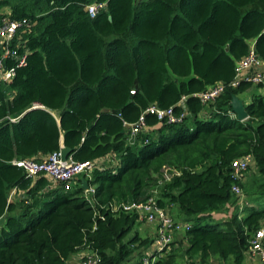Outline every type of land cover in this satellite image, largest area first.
I'll use <instances>...</instances> for the list:
<instances>
[{
    "label": "trees",
    "instance_id": "trees-1",
    "mask_svg": "<svg viewBox=\"0 0 264 264\" xmlns=\"http://www.w3.org/2000/svg\"><path fill=\"white\" fill-rule=\"evenodd\" d=\"M96 2L104 9L91 16ZM0 11L32 22L12 42L25 65L6 60L14 77L0 83V264H69L85 252L141 264L152 238L134 230L135 213L112 208L150 197L190 223L154 264H252L264 224V94L251 93L243 121L230 101L263 82L229 84L251 41L264 61V0H1ZM216 82L225 88L215 100L194 95ZM152 105L185 115L167 123L146 112ZM62 146L76 162L103 159L86 180L91 201L80 179L48 190L12 163ZM246 155L253 162L236 179L231 163Z\"/></svg>",
    "mask_w": 264,
    "mask_h": 264
},
{
    "label": "built area",
    "instance_id": "built-area-1",
    "mask_svg": "<svg viewBox=\"0 0 264 264\" xmlns=\"http://www.w3.org/2000/svg\"><path fill=\"white\" fill-rule=\"evenodd\" d=\"M104 6V2H96L87 4L85 9L89 15L93 16L99 10L104 9ZM0 12L2 14L0 18V44L2 49L0 54V83H8L11 82L14 77V67H6L4 62L10 59L12 61H17V66L25 65L27 51L19 52L18 47L12 46V42L15 39H21V37L18 36V31L21 30L25 32L30 29L32 22L28 18L12 19L9 18L7 12ZM19 45H23L22 41H19ZM262 66L264 67V61L256 54L254 44L251 42L249 44L248 53L236 62L235 75L229 85L237 86L240 82H249L252 84L264 82V74L259 71ZM224 88L225 85L222 82H216L194 95L197 96L202 103H208L215 100V98L224 91ZM36 106L38 105H34V107ZM146 112L154 114L159 120L165 118L167 123L180 122L185 115V113H180V115L177 116L173 113L171 108L160 110L153 105L149 106ZM143 118L144 116L141 115L136 123L127 126L129 129V139L133 136L132 142L136 134L144 126ZM11 120L14 121L15 118ZM116 160L115 162L118 161ZM252 162V156L250 155L233 160L231 163L233 177L241 179L242 174ZM12 163L22 168L27 178L33 180L40 177L45 178L48 181L46 189L62 188L66 191L71 189L77 179H84L85 181L89 179L95 168L100 170L105 168L103 166V159L76 162L68 157L62 160L60 150L43 155L39 160L19 159L13 160ZM82 175L84 177H82ZM83 191L85 198L91 201L90 197L93 193V188L88 185L87 189H83ZM232 192L238 198L240 207L243 208L246 199L241 194L240 189L234 186L232 187ZM17 193L19 194L20 192H17L15 189L12 190L9 195V201H11V198L15 194L18 195ZM112 210L114 212H133L137 215V223H139V225L146 224L154 227L152 243L150 247L142 253L140 258L141 264H154L157 259L169 253L170 244L176 236L190 229V223L173 218L169 210L157 207L156 201L152 197L144 203L114 204ZM262 240H264V224L251 239L249 250L250 256L252 258L256 256L261 262L264 260ZM78 261L79 264H100L98 255L90 252L83 253Z\"/></svg>",
    "mask_w": 264,
    "mask_h": 264
},
{
    "label": "water",
    "instance_id": "water-1",
    "mask_svg": "<svg viewBox=\"0 0 264 264\" xmlns=\"http://www.w3.org/2000/svg\"><path fill=\"white\" fill-rule=\"evenodd\" d=\"M109 20H111V17H108ZM230 107L232 109V112L236 116V118L240 121H243L247 118V112L245 110V103L243 102L242 99H240L238 96L233 95L230 101ZM7 119L0 121V126L5 123ZM133 136L130 137V141L132 142ZM70 154V149L66 146H62L60 149V155L61 159L65 160L66 158L69 157ZM82 184L83 189H87L88 185L84 179L80 180ZM5 222V216L0 218V226H2Z\"/></svg>",
    "mask_w": 264,
    "mask_h": 264
},
{
    "label": "crops",
    "instance_id": "crops-1",
    "mask_svg": "<svg viewBox=\"0 0 264 264\" xmlns=\"http://www.w3.org/2000/svg\"><path fill=\"white\" fill-rule=\"evenodd\" d=\"M251 93H261V94H264V82H263V85L262 86H259V87L253 85V87H251L248 91H246L245 93H242L240 99H242L245 104L248 103V101L250 99ZM245 94H248V95H245ZM140 228H143L144 235H146L147 237L150 236V235H152L153 232H154V227L152 225L143 224V226H141ZM82 255L83 254H78V255L72 256L71 259H70L71 264H77L76 261H78ZM70 261H69V263H70ZM255 262H256L255 260H251V263L252 264H256Z\"/></svg>",
    "mask_w": 264,
    "mask_h": 264
},
{
    "label": "rangeland",
    "instance_id": "rangeland-1",
    "mask_svg": "<svg viewBox=\"0 0 264 264\" xmlns=\"http://www.w3.org/2000/svg\"><path fill=\"white\" fill-rule=\"evenodd\" d=\"M259 71L262 73V74H264V67L262 66L260 69H259ZM245 95H248V94H245ZM107 161L108 162H112L113 160H112V158L111 159H107ZM253 169V168H252ZM20 194H18V195H14L12 198H11V201H13V202H17V200L19 199V200H21L22 199V196H19ZM19 197V198H18ZM166 210H168V209H166ZM170 213H171V216L173 217V218H175V219H180V220H182V217L179 215V213L177 212H175V209L174 210H170ZM214 223V219H212V218H210V219H206V221H205V223ZM141 226H143V225H137L136 227H135V231H137L138 232V234H139V236L140 237H142V238H147V236L146 235H144V230H143V228H140ZM153 237V234L152 235H150V236H148V238H152ZM178 237H180V235H178V236H176V238L175 239H177ZM253 260H255L256 262V264H258L259 263V260H258V258L255 256L254 257V259ZM77 262V264H79V261H76ZM210 262H212L211 264H214L215 262L214 261H210ZM214 262V263H213ZM69 264H71V261H70V263Z\"/></svg>",
    "mask_w": 264,
    "mask_h": 264
}]
</instances>
